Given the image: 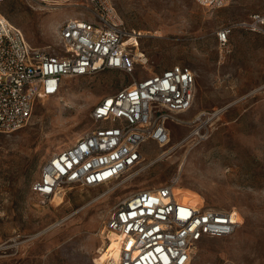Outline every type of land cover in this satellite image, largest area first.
I'll return each mask as SVG.
<instances>
[{"label":"rangeland","instance_id":"1","mask_svg":"<svg viewBox=\"0 0 264 264\" xmlns=\"http://www.w3.org/2000/svg\"><path fill=\"white\" fill-rule=\"evenodd\" d=\"M112 1L124 25L140 32L147 60L132 74L104 69L67 77L57 94L34 104L25 125L0 133V264H98L99 246L106 245L101 230L114 207L170 179L205 206L243 216L233 235L201 241L189 264H264V37L236 27L222 58L215 41L219 27L263 11L264 0H230L216 9L196 0ZM81 11L37 0L0 2L29 44L50 53L59 50L60 25ZM176 64L194 72L195 96L177 115L181 122L170 124L167 145L146 143L142 163L111 183L64 185L63 202L32 191L45 161L95 126L91 113L103 96Z\"/></svg>","mask_w":264,"mask_h":264},{"label":"built area","instance_id":"2","mask_svg":"<svg viewBox=\"0 0 264 264\" xmlns=\"http://www.w3.org/2000/svg\"><path fill=\"white\" fill-rule=\"evenodd\" d=\"M37 1L82 11L60 25L59 50L52 53L32 47L23 31L0 12V133L25 125L34 104L57 94L67 77L104 69L132 74L147 60L139 47L140 32L124 25L112 0ZM196 1L216 9L230 0ZM236 27L264 37V10L215 31L220 58L229 50ZM131 37L134 41H128ZM195 86L194 72L176 64L103 96L91 113L95 126L45 161L32 191L49 201L64 185L95 187L119 179L142 163L146 143H169L170 124L181 122L177 115L191 107ZM178 187L177 179H170L137 190L114 207L101 232L106 245L111 242L108 233L114 235L117 255L104 264H189L201 241L237 231L243 218L239 210L183 201Z\"/></svg>","mask_w":264,"mask_h":264},{"label":"bare ground","instance_id":"3","mask_svg":"<svg viewBox=\"0 0 264 264\" xmlns=\"http://www.w3.org/2000/svg\"><path fill=\"white\" fill-rule=\"evenodd\" d=\"M128 41H134L133 37H131L130 39H128ZM193 104V103H192ZM192 106V105H191ZM191 108V107H190ZM189 108V109H190ZM200 115V114H199ZM200 117L201 116H197L195 118L194 121L196 120H200ZM195 133H198V132H195ZM170 142V141H169ZM180 145V142L178 143ZM175 146V145H173ZM170 147L167 151H164V153L168 152L170 149L173 148ZM178 189L182 192V200H186V201H190L192 204H201L202 202L200 201L201 200V197L198 193L194 192L193 190L189 189V188H184L179 186ZM57 196L58 197V200L59 202H63V196H62V193H56L53 197ZM52 197V198H53ZM51 198V199H52ZM58 202V203H59ZM243 222V218L241 217V224ZM102 233V232H101ZM108 238L111 240L110 244L108 245H105L104 247H100L99 246V249H98V252H97V255H96V262L98 264H102L107 258H106V250H107V246H110L111 244H113V246L115 247L116 246V241H114V235L112 233H108ZM113 247V248H114ZM111 254H113V256H116L117 253L115 251H113ZM111 254H109L111 256Z\"/></svg>","mask_w":264,"mask_h":264}]
</instances>
